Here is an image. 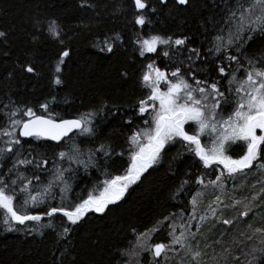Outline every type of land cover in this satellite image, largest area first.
Returning a JSON list of instances; mask_svg holds the SVG:
<instances>
[{
	"label": "snow or ice",
	"instance_id": "snow-or-ice-1",
	"mask_svg": "<svg viewBox=\"0 0 264 264\" xmlns=\"http://www.w3.org/2000/svg\"><path fill=\"white\" fill-rule=\"evenodd\" d=\"M160 3L166 6L167 0H160ZM175 3L188 6L190 0H175ZM133 6L137 10L134 16L136 25L143 27L151 23V15L157 12L151 0H133ZM81 7L94 8L95 5L90 0H81ZM213 8L217 9V18H209L212 28L205 30L208 47L203 51L189 47L190 37L183 34L175 37L159 33L146 38L137 36L135 44L139 46L141 57L146 53H156L167 58L169 63L162 69L151 61L142 73L140 84L147 93L132 105L133 115L126 121L132 125L135 120H141L142 126L136 125L130 134H126L127 148L120 152L110 142L94 144L85 151L73 139L76 136L95 141L98 120L102 122L114 115L111 107H105L107 101L73 118H63L50 110L48 101L38 105L42 114L26 103L11 99L0 107V116L5 121L0 126V210L8 230H21L17 227L20 225L29 233L40 232L41 227L53 228L59 217L60 223L55 225L61 229L58 235L68 237L88 214L106 215L110 205L120 202L130 186L161 161L166 146L178 143L185 152L198 158L197 163L202 166L199 175L186 173L188 179L181 180L173 194L175 198L177 193H183L186 187L195 184L197 191L191 195V210L169 213L142 232L132 228L135 244L119 255L127 257L124 264H130L134 257L139 264L141 253L150 254V264H167L171 259L169 253L179 255L183 252L191 258L190 264H204L206 254L199 247V241L195 246L192 243L200 234L201 224L212 216L224 225H231L235 218L223 219L222 215H217L218 209L239 205L243 199H248L237 200L234 194L229 195V191L234 193L236 186L233 184L231 190L226 189L227 181L246 177L254 167L264 175V53L255 57L246 54L247 45L257 36L264 35V0H213ZM34 26L38 30L43 28L63 43L62 29L55 19L46 25L37 19ZM7 35V32L0 31V38L6 39ZM122 40L120 33H113L99 40L96 46L101 53H113L117 42ZM70 51L64 48L59 53L54 78L56 85L63 83L61 65L66 63ZM182 55L183 59H179ZM21 67L28 73L35 71L31 64ZM122 76L127 77L128 73H122ZM52 100L55 101V97ZM204 137L206 142H202ZM25 138L60 143L68 139L71 146L54 153L51 161L39 154L29 158L24 150ZM234 147H240L242 154H229ZM125 153L128 156L127 168L122 174L113 175L107 161L119 159ZM49 163L52 165L51 174L45 182L37 173L49 171L46 168ZM5 164L6 171L3 170ZM65 164L68 166L64 167ZM80 167L85 171L95 169L104 177L97 180L83 198V193H76L69 182V177ZM213 176L214 179L210 178ZM258 183H264V180ZM208 187L219 194L201 210L200 198ZM261 195H264V188L252 194L240 215L247 216L252 207H256L253 201ZM225 199L229 203H224ZM45 217L48 218L46 224L43 222ZM193 221H197L195 225ZM26 222L37 224L27 228ZM166 224L167 242L153 243V236ZM256 233L260 234L264 245V228H255L253 234ZM246 239L250 240L252 236ZM209 246L205 244V248ZM257 251L264 254V247H253L248 255L252 256ZM65 254L71 256L68 247L61 251L54 264H64L62 257ZM69 264H75V261L70 260ZM249 264H252L251 260Z\"/></svg>",
	"mask_w": 264,
	"mask_h": 264
},
{
	"label": "trees",
	"instance_id": "trees-1",
	"mask_svg": "<svg viewBox=\"0 0 264 264\" xmlns=\"http://www.w3.org/2000/svg\"><path fill=\"white\" fill-rule=\"evenodd\" d=\"M90 2L95 5L94 8L81 7V0H0V31L8 34L6 39L0 38V107L11 99L26 103L42 114L38 105L48 101L50 110L63 118H73L107 101L105 107H111L114 115L102 122L98 120L95 141L72 136L85 151L94 144L110 142L120 152L122 148H127L126 134H130L136 125L142 126L141 120H135L132 125L126 123L127 117L133 115L132 105L147 93L140 84L142 73L151 61H155L162 69L169 63L167 58L156 53H146L141 57L139 46L135 44L137 36L146 38L159 33L175 37L183 34L190 37L189 47L203 51L208 47L205 30H211L209 18H217V9L213 8V0H190L188 6H179L175 0H167L166 6L160 0H151L157 12L151 15V23L142 27L134 23L137 10L134 9L133 0ZM37 19L45 25L55 19L61 26L63 43L43 28L38 30L34 26ZM113 33H120L123 40L117 42L113 53H101L96 46L99 40ZM34 36L37 38L34 39ZM64 48L71 50L70 56L61 65L63 83L56 85V64ZM261 53H264V35L257 36L247 45V55L255 57ZM179 59H183V55ZM28 64L34 66V72L28 73L21 67ZM212 71L215 73L214 68ZM125 72L128 73L127 77L122 76ZM52 97H55V101ZM144 118L147 119V116ZM4 123L3 116H0V126ZM26 140L24 150L29 158L39 154L49 161L54 153L71 146L68 139L63 143L34 138ZM230 153L240 155L242 151L232 150ZM197 160L178 143L166 146L161 161L152 166L140 181L131 185L120 202L110 205L106 215L88 214L68 237L58 235L61 229L55 225L60 223L59 217L53 228L41 227L40 232L29 233L20 225L17 227L21 230L10 231L3 224V211L0 210V264H54L65 247L69 248L71 256L65 254L62 257L64 264H69L70 260H74L75 264H124L127 257L119 253L135 244L132 228L142 232L169 213L178 214L181 209L185 212L191 210V195L197 191L195 184L186 187L183 193H177L175 198L173 194L181 180L188 179L186 173L199 175L202 166ZM107 166L113 175L122 174L128 166L127 154L107 161ZM46 168L49 171L37 173L45 182L51 174V163ZM6 169L7 164L3 165V170ZM28 171L31 174L32 170ZM210 178L214 179V176ZM103 179L99 171H85L80 167L78 172L69 177V182L76 193H83V198L97 180ZM239 179V187L235 182L234 193L229 191V195L234 194L237 200L243 197L248 199H243L239 205L218 209L217 212L223 219L235 218L233 223L224 225L222 221L218 222L215 217L209 216L201 224L200 234L192 241L194 246L199 241V247L205 252L204 264H249L250 260L252 264H264V254L261 252L248 255L253 247H264L260 234H253L255 228H264V195L253 201L256 207H252L247 216L240 215L245 205L249 204L252 194L264 188V183H258L264 180V175L259 174L254 167L246 177L241 176ZM227 184L231 190L233 183L228 180L225 186ZM218 194V191L209 187L204 189V195L200 198L201 210ZM224 203L229 201L225 199ZM184 218L187 219V215ZM47 220L45 217L43 222L46 224ZM196 222L193 221V225ZM34 224L37 222H26L27 228ZM192 231H196L195 227ZM247 236H252V239H246ZM166 237L167 224L153 236L152 242H167ZM205 244L210 246L205 248ZM224 249L229 251L225 252ZM170 257V264H181V260L183 264H190L191 261L183 252ZM150 261V254L148 257L145 255L139 259V264H150ZM130 264H137V261L133 258Z\"/></svg>",
	"mask_w": 264,
	"mask_h": 264
},
{
	"label": "rangeland",
	"instance_id": "rangeland-1",
	"mask_svg": "<svg viewBox=\"0 0 264 264\" xmlns=\"http://www.w3.org/2000/svg\"><path fill=\"white\" fill-rule=\"evenodd\" d=\"M203 139V142H206L207 141V139H205V138H202ZM240 147H234V149H233V151H235V152H240ZM229 154H232V155H234V156H237L238 154L237 153H235V154H233V153H229ZM229 182H231V184L233 183H235L236 182V184H237V186L239 187V183H240V179H239V177L238 178H236L235 179V181H233L232 179H229ZM226 187V189H228V187H229V185L227 184V186H225ZM211 190H213V191H215V192H217L216 190H214L212 187H209ZM239 190V189H238ZM245 210H242L240 213H242V212H244ZM145 255H147V257L149 256V254L148 253H144L143 255L141 254V256H140V258L139 259H141L142 257H144ZM171 255H173L172 253H169V256H171ZM134 260H136V258L134 257ZM167 264H170L169 263V261L167 262Z\"/></svg>",
	"mask_w": 264,
	"mask_h": 264
},
{
	"label": "water",
	"instance_id": "water-1",
	"mask_svg": "<svg viewBox=\"0 0 264 264\" xmlns=\"http://www.w3.org/2000/svg\"><path fill=\"white\" fill-rule=\"evenodd\" d=\"M69 135L71 136V135H73V134L70 133ZM25 139H29V138H25ZM51 142H55V141H51ZM55 143H59V142H55Z\"/></svg>",
	"mask_w": 264,
	"mask_h": 264
}]
</instances>
